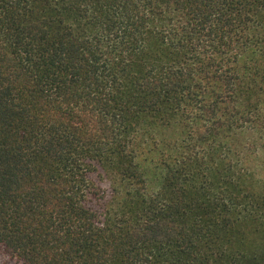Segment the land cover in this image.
Segmentation results:
<instances>
[{
  "label": "trees",
  "instance_id": "obj_1",
  "mask_svg": "<svg viewBox=\"0 0 264 264\" xmlns=\"http://www.w3.org/2000/svg\"><path fill=\"white\" fill-rule=\"evenodd\" d=\"M0 264H264V0H0Z\"/></svg>",
  "mask_w": 264,
  "mask_h": 264
}]
</instances>
